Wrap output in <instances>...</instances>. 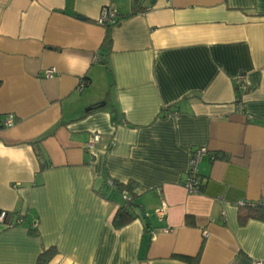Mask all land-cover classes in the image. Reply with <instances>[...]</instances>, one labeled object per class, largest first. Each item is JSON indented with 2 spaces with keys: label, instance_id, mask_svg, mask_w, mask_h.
<instances>
[{
  "label": "crops",
  "instance_id": "crops-1",
  "mask_svg": "<svg viewBox=\"0 0 264 264\" xmlns=\"http://www.w3.org/2000/svg\"><path fill=\"white\" fill-rule=\"evenodd\" d=\"M108 2L0 0V264L264 260V221L236 206L264 199V0H112L102 26ZM108 180L136 196L119 228Z\"/></svg>",
  "mask_w": 264,
  "mask_h": 264
},
{
  "label": "built area",
  "instance_id": "built-area-1",
  "mask_svg": "<svg viewBox=\"0 0 264 264\" xmlns=\"http://www.w3.org/2000/svg\"><path fill=\"white\" fill-rule=\"evenodd\" d=\"M109 2L104 5L99 13V16L96 19V22L99 25L102 26H110L117 22L118 19V12L114 5H112V0H108ZM55 69L53 67L45 69L43 71L44 77H52L54 75ZM236 87L238 88H245L246 84V77L244 74H240L235 79ZM81 86H83V81L80 83ZM14 123V116L13 114H6L2 125L4 126H11ZM101 139V135L98 133H93L89 136L88 140L85 143V147L87 149H91L94 147V145ZM207 152L206 148L204 146L201 147H195L191 149L189 160H188V169L186 172V177L184 181V187L189 193H199L201 192V189L204 184V179L199 173L198 170V163L201 159V157ZM108 184H112L113 182L111 180L107 181ZM125 198V196H123ZM262 204H264V199L260 201ZM257 202H246L243 200H239L236 202V206L239 207H245V206H252ZM164 209L165 204L163 203L162 206L157 210V214L162 217L164 215ZM7 217V211L6 210H0V222H4ZM17 221H21V217L19 216L17 218ZM32 229H35L37 227V222H33L31 224ZM251 264H264V260H254Z\"/></svg>",
  "mask_w": 264,
  "mask_h": 264
},
{
  "label": "trees",
  "instance_id": "trees-1",
  "mask_svg": "<svg viewBox=\"0 0 264 264\" xmlns=\"http://www.w3.org/2000/svg\"><path fill=\"white\" fill-rule=\"evenodd\" d=\"M104 41H105L104 46L108 47L110 44L109 37H106ZM86 79L87 78L82 79L84 85L87 84ZM211 158H215V155L211 154ZM111 181L113 182L112 183L113 185H116L118 188H120L121 191L123 190V196H125V198L123 197L124 198L123 204H121L118 207L114 215V218L112 220L114 227L119 228L132 221L136 217V215H138L135 212L137 207L136 196L133 192L132 184H122L119 182H114L113 180ZM238 209H239V218L241 222H244L248 218H256L264 221V204H262L260 201L252 206L239 207ZM54 254H55V249L50 247L49 249L45 250L39 255L37 263L38 264L47 263L53 257Z\"/></svg>",
  "mask_w": 264,
  "mask_h": 264
},
{
  "label": "water",
  "instance_id": "water-1",
  "mask_svg": "<svg viewBox=\"0 0 264 264\" xmlns=\"http://www.w3.org/2000/svg\"><path fill=\"white\" fill-rule=\"evenodd\" d=\"M155 0H150V2L151 3H153ZM101 104H103V103H101ZM142 217L144 218V220L146 221V224L148 225V226H150V220L148 219V217L143 213L142 214Z\"/></svg>",
  "mask_w": 264,
  "mask_h": 264
}]
</instances>
